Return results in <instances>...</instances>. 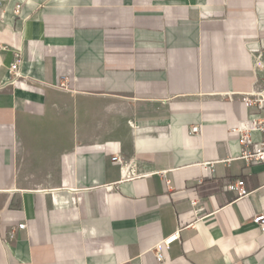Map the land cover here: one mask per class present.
I'll list each match as a JSON object with an SVG mask.
<instances>
[{"label": "crops", "instance_id": "1", "mask_svg": "<svg viewBox=\"0 0 264 264\" xmlns=\"http://www.w3.org/2000/svg\"><path fill=\"white\" fill-rule=\"evenodd\" d=\"M0 46V264H264V0H0Z\"/></svg>", "mask_w": 264, "mask_h": 264}, {"label": "built area", "instance_id": "2", "mask_svg": "<svg viewBox=\"0 0 264 264\" xmlns=\"http://www.w3.org/2000/svg\"><path fill=\"white\" fill-rule=\"evenodd\" d=\"M1 48V46H0ZM263 56V64H258V57ZM253 59L255 60L254 66L264 69V49L261 50L260 54H253ZM21 58L18 54L12 59L9 71L11 73V78L9 84H14L18 79L24 78L25 75L21 72ZM261 88L258 90H251L243 94V100L247 105L256 106L259 109H264V77H261ZM5 85L0 86L2 90ZM59 88L66 89L64 83L59 84ZM238 134V141L241 145V153L239 158L243 161L245 165L251 164H264V117L256 116L239 122L236 127L232 129ZM253 131H259L262 138L258 142H253L251 134ZM190 132L197 134L200 132L199 125H193L190 128ZM117 160V156L113 158ZM230 159L224 160V163H228ZM205 168L208 172L213 171V163L206 164ZM167 186H169V180H166ZM243 180H237L236 182H224L223 189L225 190H237L241 196H245L246 193L243 192ZM192 206L196 204V200H190ZM254 223L258 224L264 230V214H256L251 219ZM25 224H19L17 228H23ZM180 229L176 230L173 234L164 237L160 240L154 247L156 258L160 261L163 260V253L161 247L169 248L170 244L179 239Z\"/></svg>", "mask_w": 264, "mask_h": 264}]
</instances>
